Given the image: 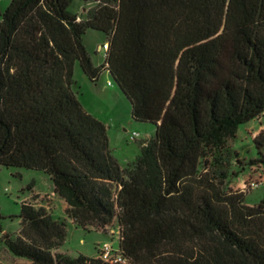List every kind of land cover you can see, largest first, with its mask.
Masks as SVG:
<instances>
[{
  "label": "trees",
  "instance_id": "obj_1",
  "mask_svg": "<svg viewBox=\"0 0 264 264\" xmlns=\"http://www.w3.org/2000/svg\"><path fill=\"white\" fill-rule=\"evenodd\" d=\"M74 1L12 0L2 14L0 166L47 173L85 229L116 222L128 264H264V199L228 186L244 162L229 141L264 115V0H80L81 14ZM89 29L107 37L101 65ZM77 62L156 125L125 168L77 96ZM254 142L247 164L264 166V130ZM20 217L4 239L29 264H111L58 252L66 222L46 208L25 201Z\"/></svg>",
  "mask_w": 264,
  "mask_h": 264
},
{
  "label": "rangeland",
  "instance_id": "obj_2",
  "mask_svg": "<svg viewBox=\"0 0 264 264\" xmlns=\"http://www.w3.org/2000/svg\"><path fill=\"white\" fill-rule=\"evenodd\" d=\"M11 2L12 0H0V21ZM84 7L85 4L82 1L75 0L70 6V11L81 14L84 12ZM106 41V35L98 30L89 29L84 35V43L96 65L105 62ZM107 77L113 83L111 86L106 83ZM74 78L79 100L90 114L106 125L111 153L122 168L127 167L140 155L142 145L155 135L156 125L133 119L131 102L107 71H103L99 80L94 83L89 80L77 62ZM263 130L264 115H261L240 125L236 138L229 141L244 161L241 164L238 163L239 168L234 169L237 174L228 179L229 189L233 192H244L245 201L251 206L259 204L264 199V166L247 164V161L258 156L254 137ZM133 133L138 135L134 136ZM242 166L245 169H242ZM253 181L259 183V186L251 187L250 184ZM53 186L50 176L44 171L0 166V213L3 216L2 229H0L1 264L30 263L28 259L17 257L10 250L4 236L6 233L11 237L18 236L22 222L20 217L22 204L25 201L33 203L29 199L35 195V192L52 196ZM44 197L48 200L47 195ZM64 203L65 200L61 196H56L51 211L53 218L65 221L67 226V237L59 248L60 253L72 257L81 253L95 257L99 254L100 245L110 244L115 250L120 249V236L116 223L105 228V232L97 227L85 229L70 221L63 210ZM111 231L116 233L113 234Z\"/></svg>",
  "mask_w": 264,
  "mask_h": 264
},
{
  "label": "built area",
  "instance_id": "obj_3",
  "mask_svg": "<svg viewBox=\"0 0 264 264\" xmlns=\"http://www.w3.org/2000/svg\"><path fill=\"white\" fill-rule=\"evenodd\" d=\"M108 48H109V44L105 43L104 49L106 50V52ZM108 84L112 85L113 83L112 81H109ZM133 135L137 136L138 133H133ZM250 185L251 187L254 188V187H258L259 183L253 181L251 182ZM119 235H120V231H119ZM99 258L111 264H128L129 263L128 258L121 253L120 249L115 250L113 246H111L110 244H104L103 246L100 247Z\"/></svg>",
  "mask_w": 264,
  "mask_h": 264
},
{
  "label": "crops",
  "instance_id": "obj_4",
  "mask_svg": "<svg viewBox=\"0 0 264 264\" xmlns=\"http://www.w3.org/2000/svg\"><path fill=\"white\" fill-rule=\"evenodd\" d=\"M92 6V4H87V7L89 8V7H91ZM84 11H85V9H84ZM97 65H99V64H97ZM108 79H107V81H106V83H107V85H109L108 84V82L109 81H111V79L109 78V77H107ZM109 86H111V85H109ZM153 136V135H152ZM151 136V137H152ZM47 195V198H48V200H46V198L44 197V196H46ZM52 196H49L47 193L44 195V194H42L41 192H35V195L33 196L32 195V197L29 199L30 201H32L33 202V204L35 205V206H37V207H44V208H46L47 209V211L53 216V212L51 213V211H52V205H53V203H54V201H55V198H56V196H59L58 194H56L55 193V190H54V186H53V192H52V194H51ZM43 199H45L44 201H46V203L43 201ZM66 207H67V204H66V202L64 203V205H63V210L65 211L66 210ZM65 213H66V211H65ZM68 217V216H67ZM69 218V217H68ZM70 219V221L72 222V223H74V224H76L75 222H74V220L73 219H71V218H69ZM114 223H116V222H114ZM76 225H78V224H76ZM116 225H117V223H116ZM109 227V226H108ZM107 227V228H108ZM117 227H118V225H117ZM89 228H91V227H89ZM88 228V229H89ZM106 230H108V229H106ZM102 231H104V230H102ZM105 232V231H104ZM107 232V231H106ZM113 234L114 233H116L115 231H111ZM118 234H119V229H118ZM98 245H100V244H98ZM102 245H100L99 246V248H98V252H99V249H100V247H101ZM58 252H59V250H58ZM95 257H99V254L97 255V256H95Z\"/></svg>",
  "mask_w": 264,
  "mask_h": 264
}]
</instances>
